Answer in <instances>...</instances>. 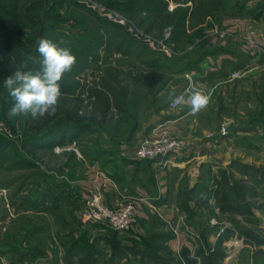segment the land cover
I'll list each match as a JSON object with an SVG mask.
<instances>
[{
    "label": "rangeland",
    "instance_id": "374dc122",
    "mask_svg": "<svg viewBox=\"0 0 264 264\" xmlns=\"http://www.w3.org/2000/svg\"><path fill=\"white\" fill-rule=\"evenodd\" d=\"M128 1L130 0H0L8 11L12 10L9 2H17L23 11L32 3L37 5L35 10L26 12L36 22L20 21L18 36L26 42L37 41L38 27L42 25L46 29L42 33L44 38L57 45H65L71 52L76 50L77 56H81L83 46H87L89 53L84 62L80 65L75 63L72 70L65 73L59 82L64 87L67 86L68 90L72 89L73 96L82 99L78 111L80 115L89 108L84 98L93 83H98L102 78L109 80L113 77L119 84L127 86L124 104L126 110L123 114L120 115L117 109L112 110V118L108 124L95 129L96 131L79 133L72 139L68 135L65 141L55 144L58 146L56 150L51 151L31 149L28 143L31 135L26 125L27 117H10L8 113L14 101L10 96L4 97L0 93V124L5 128L0 130V135L10 142L0 148V247L6 249L7 246L24 244L27 249L41 250L52 257L47 261L41 256L36 259L38 264H74L66 263L63 259V256H68L69 244L75 239L78 240L81 235L89 239L90 234H93L89 242H94V247H91L94 252L91 254H94L97 262H108L110 259L108 264H131V259H117L110 245L118 241L123 244L124 238L130 235L133 236L132 240L138 242V246L148 244L146 249H155L157 258L152 260V257L140 255V261L134 259L135 264H184L180 254L187 247L184 244L186 241L191 246L188 250L195 256L196 264H202L204 258L213 252L221 253V256L212 261L214 264H261L264 251V205L259 198L264 197V148L260 145L255 147L260 141L250 140L251 145L241 143L236 149L227 152L223 150L221 158L219 151L206 150L207 161L200 166H194V171L198 177L201 175L210 182L199 186L197 182L190 183L188 175L184 174L178 183L182 194L176 199L179 205L173 215L163 214L148 198L134 197L133 193H130L132 196L127 195L117 189L123 195L119 206L127 202H133L134 205V221L129 229H111L117 232L116 238L112 239V232L107 230L106 225L82 221L81 208L89 194L95 170L104 166L101 160L95 165L89 159H80V150H92L96 145L95 139L99 142L96 147L102 148V144L109 146L108 149L113 155L106 156L112 157L118 152L122 154L127 147H135L137 151L144 138L162 136L183 142L184 150L180 154H186L190 146L188 140L192 138H188L190 126H194L197 133L210 132V136L216 137V132L225 134L230 126L242 128L258 119L261 121L262 118V122L257 121L258 125L264 123V71L258 70L254 78H251L253 74H246L240 76V79H231L232 86L226 89L214 88L213 82H203L204 89L198 90L210 96V103L184 122L182 132L178 134L155 131L146 135L145 132L153 122H157V117L162 113L177 116L190 111L186 105L170 107V93L173 90L175 95L185 92L187 87L185 79H181L178 73H182L201 55L219 45L233 50L244 45L252 52L246 43L251 38L250 32L264 33V30L253 27L256 25L255 20L247 18L246 25L250 28L247 37L242 39L236 28L229 24L235 18H243L242 14L245 15L244 18L249 16L245 14L250 8L248 0H166L164 12L150 14H144L143 10L127 11L115 5ZM175 6L188 7L187 15L180 26L175 25L171 15L167 14ZM262 17L264 21V15ZM6 19L8 15L0 14V20ZM175 30L179 32L176 31L174 38ZM11 34L9 29L0 28V41ZM1 42L0 52L16 51L19 55L21 64L18 70L27 66H31L32 70H39L40 64L32 58L39 61L42 57H31L21 49L8 48L4 51ZM4 53H0V81L3 82V87L4 80L14 72L10 70L11 63L5 62ZM183 84L186 87L181 90ZM120 119H126V122H119ZM202 139L204 136L200 138ZM224 155L227 160H224ZM10 156L20 161L27 158V162L32 164L29 167H11ZM221 159L225 166H220ZM115 164L120 165V159ZM106 167L111 169L110 164ZM224 176L227 183L223 188L231 201L235 202V182L245 185L244 200L256 208L257 215L243 216L235 211L220 210L217 198L219 193H215V190L218 187L217 181L225 178ZM189 184L194 186L190 191L187 189ZM201 185H205V191L200 188ZM53 190H60L63 193L62 198L70 196L69 199H64L63 205H59L61 215L59 210L55 215H37L34 211L23 213L24 207L29 206V202L36 195L51 197L49 193ZM54 192L57 194V191ZM188 201L201 205L198 214H194ZM146 202L154 205L156 209ZM141 209L143 213L146 209L150 210L154 213V218L141 223L142 219L137 215V211ZM222 227L224 231L218 234ZM34 228L38 231L31 236ZM168 234L171 237L168 238ZM154 235L161 239H153ZM108 237L109 239H104ZM169 242L174 249H170ZM199 250L203 251L202 256L195 255ZM84 251H80L81 254L74 261L79 262ZM9 254L11 253L0 257V264H20L8 263L5 256Z\"/></svg>",
    "mask_w": 264,
    "mask_h": 264
},
{
    "label": "trees",
    "instance_id": "16d2710c",
    "mask_svg": "<svg viewBox=\"0 0 264 264\" xmlns=\"http://www.w3.org/2000/svg\"><path fill=\"white\" fill-rule=\"evenodd\" d=\"M14 1V0H13ZM14 3V4H13ZM9 2L8 4H11L12 10L8 11L5 9V6H3L0 3V14L1 15H8V19L6 20H0V28L1 29H9V32L12 33L11 35L7 36L2 42V46L4 49L13 48L15 49H21L22 51L29 53L31 57L40 56L37 49H38V42L41 38H44L42 36V33L46 31L45 28L42 27V25H39L38 27V38L37 41L32 42H26L25 40L21 39L20 36V21L25 22H36L35 19H33L32 16L26 14L29 13L32 10H35L37 5L35 3H32L31 5L27 6L26 10L23 11L20 9L17 5V2ZM16 3V4H15ZM166 0H130L127 3L124 2V4L117 3L115 4L117 8H121L127 11L132 12H138L142 11L144 14H150V13H161L165 11L166 7ZM36 5V6H35ZM122 6V7H121ZM40 7V6H39ZM20 9V10H19ZM24 9V8H23ZM188 7L186 6H175L171 10L167 12V14L171 15V19L173 20V23L175 25L180 26L181 22L184 21V18L187 15ZM180 11V13L177 14V12ZM241 10L240 12H242ZM251 10L249 8L248 11L245 12V14L251 15ZM243 17L245 16L242 14ZM48 17V14L46 18ZM20 25V26H19ZM12 29V30H11ZM177 30H175L173 37L175 38V33ZM179 32V31H177ZM16 34V35H14ZM59 47H64L63 44H58ZM86 46V45H85ZM36 49L34 50V48ZM87 47V46H86ZM86 47L83 46V50L81 52V56H77L76 50L72 52L76 57V63L80 65L81 62H84L86 55L89 53V50H86ZM5 51V50H4ZM4 53V52H0ZM6 53V54H5ZM5 62L11 63L12 72L18 70V66L21 64L20 57L17 54L16 51H10L7 53L5 51ZM212 53V51H207L203 55L200 56L191 66H187L185 70H193L195 66L198 65V63L205 57L207 54ZM14 56H10V55ZM2 63L4 62L1 60ZM107 68V66H106ZM21 71H36L32 70L31 66H27V68H22ZM4 75L7 76L6 73ZM62 95L59 99L56 112L54 115H46L42 118L38 119H32L30 116H27L26 118V125L28 128V131L30 132V139L29 142L31 149H42V150H49L51 151L52 147L58 142L62 143L65 141V138L68 137V135L72 138L77 137V135L80 133H86L88 131H92L95 129H100L99 127L108 124L112 118V110L117 109L120 111V115L125 112L126 108L124 106L125 98H126V90L127 86L123 84H119V82L116 81L115 78L110 77L109 80H106L102 78L98 83H93L86 91V96L84 98L85 102H87V108L84 110L83 114L80 115L78 112L82 99L78 98L77 96H73L72 89L68 90V87H64L62 84H60ZM0 93L3 94L4 97H9L8 91L6 88L3 87V82L0 81ZM126 122V119H120L119 122ZM256 121V120H255ZM150 129V127L148 128ZM96 131V130H95ZM3 136L0 135V148H2L8 140L3 139ZM127 137H130L127 135ZM128 140L130 138H127ZM12 142V141H11ZM94 142L96 143L95 147L90 149H82L80 150V159H89L94 164H97L99 160L103 161V167H101L102 170H104L107 175L111 178H113L115 181L119 182L123 180L124 171L123 168L126 164L132 163L133 166L137 167L141 162H148L150 160L146 159H130L126 158L123 154L118 152L114 157L112 156H106L108 154L113 155V152L108 149L109 146L102 144V148L96 147L98 142V139H95ZM10 144V142H8ZM74 156V153H72ZM106 156V157H105ZM75 157V156H74ZM11 160V167L18 166V165H26L27 167L30 166V162L27 158H23V160L20 161L14 159L12 156L9 157ZM120 159L121 164L117 165L115 164L116 160ZM110 164L111 169H107L106 165ZM112 164V165H111ZM69 166V165H68ZM226 176V175H225ZM224 176V177H225ZM217 190H215V193H219V196L217 197L220 203V210L223 212H229V211H235L236 213H239L240 215L246 216L248 213V205L244 200V191L246 189L245 185L238 184L239 182H235L233 188H234V194H235V202H232L230 196L225 192L224 184L227 183V179L221 178L217 181ZM57 191V194H55ZM60 190H53L49 193L50 196L43 197L42 194L36 195L35 199H31L29 202V206L24 207L23 213H28L31 211H34L36 213L34 214H53L58 212L61 215V208L59 205H63L64 199L68 198L69 195L66 196V198H62V194L59 192ZM217 196V195H216ZM51 199V201L49 200ZM73 201V200H72ZM66 205V204H65ZM32 213V212H31ZM55 217V216H54ZM108 231H111V228L108 227ZM38 229L34 228L31 231V236H34ZM111 238L113 239L116 236V231H111ZM84 234V233H83ZM85 235V234H84ZM87 235V234H86ZM91 236L93 234H90ZM86 239V236H82L78 240H73L69 244V248L67 249V253L69 254L73 250H79L84 251L82 253L83 257L80 258L81 264H87L90 262L96 263V259L93 258L94 254H91L94 252V250L91 248L93 245V241L89 242L92 238ZM84 237V238H83ZM88 237V236H87ZM153 239H161L158 235L152 236ZM166 237V236H165ZM167 237H171L169 234ZM166 237V238H167ZM116 238V237H115ZM165 238V239H166ZM104 239H109L104 238ZM84 241V242H83ZM121 242L118 241L117 243L110 244L114 250L113 255H116L117 259L124 257L126 254L124 253V249H126L123 244H120ZM143 246V245H142ZM146 246L148 244L144 245L142 250L141 246H138V242L136 240H133L132 245L130 247H127V249L130 252H133L135 254L136 252H140L141 255H147L149 258L152 257V260H157L155 257V249H146ZM94 247V246H93ZM152 247V246H151ZM148 248V247H147ZM92 249V251H91ZM150 251V252H149ZM7 253H11L15 257L13 258L11 254L9 256H5L8 263H20V264H35V260L41 256L44 255V251L41 250H33V249H27L26 245L21 244L17 245L16 247L7 246L6 249L0 247V257H3ZM151 253V254H149ZM81 254V253H78ZM124 255V256H123ZM182 258L184 259V264H196L195 256L193 257V254L190 253L187 247H184L181 251ZM196 256H202L203 251L199 250L197 253H195ZM217 256H221L220 252H213L208 257H203L204 262L202 264H214V259ZM115 257V256H114ZM93 258V259H92ZM129 259V258H127ZM26 260V261H25ZM161 261H164L160 259ZM111 260L109 259L108 262ZM261 264H264V251H263V259L261 261Z\"/></svg>",
    "mask_w": 264,
    "mask_h": 264
},
{
    "label": "crops",
    "instance_id": "0c3cea01",
    "mask_svg": "<svg viewBox=\"0 0 264 264\" xmlns=\"http://www.w3.org/2000/svg\"><path fill=\"white\" fill-rule=\"evenodd\" d=\"M248 3L250 4V10L251 15H249L246 18H235L230 21L229 24L233 26V28H236L239 37L244 39L247 37L248 29L250 26L246 25L247 18L250 20H255L253 27L261 28L264 30V21L262 15H264V0H248ZM261 14V15H260ZM252 17V18H249ZM249 51V52H248ZM258 62H260V56L259 54L255 52H251L247 48H245L244 45L237 49H227L226 47H223L222 45L217 46L216 49L212 50V53L207 54L197 65L196 68L193 70H185L182 73H178L179 77L182 79H185L186 86L191 82L197 89H204L203 82L205 83H211L213 82L214 88H220V89H226L228 87L232 86V80L230 79L229 75L233 70L237 69H246V72L243 75L250 74L252 75L251 78H254L256 76V73L258 70L264 71L263 68H261L258 65ZM187 75V76H186ZM250 77V76H249ZM212 79V80H211ZM240 79L236 78L233 79L237 80ZM231 82V83H230ZM184 83V84H185ZM183 84V85H184ZM185 85L181 87V90L186 87ZM191 117L190 111L181 113L177 116H168L164 113L161 114V116L157 117V122H153L150 129H148L145 133L146 135H151L157 132H177L178 134L183 129L184 122L188 120V118ZM258 122H262L259 119ZM251 122L248 123L247 126L242 128H236L233 126H230L227 128V131L225 134H219L215 133L216 137L210 136V132H205L203 134L197 133L196 128H193L194 126H190L188 129V138L190 146L187 148L186 154H171L169 156H165L164 158H160L157 160H150L147 163L141 162L137 167L133 166L132 163H128L124 166L123 171V180L117 182L113 178L109 177L107 173L102 170L98 169L95 170L94 178L92 179L93 182L99 184L101 186L102 192H103V202L105 205H107L110 208H116L121 204V197L123 196L118 190L111 184L110 181H113L118 188H124L125 194L133 193L134 197H145L150 200L153 204H155L159 210L169 216L173 215L175 213L176 207H178L177 198L180 197V188L178 187L179 181L183 178L184 174L188 175V178L190 179V183H198L200 184H207L210 182L208 178H204L203 176H197V173L194 171V166H200L205 161H207L206 156V150L213 149L216 152H220V158L222 157V152L225 150L226 152L228 150L236 149L239 144L245 143L247 145H251L250 140L252 141H260L261 143L258 144L259 147L262 146V149L264 148V123H261V125H258V122ZM176 128H180L179 130ZM185 130V129H184ZM247 131V132H246ZM191 134L193 136H191ZM204 136V139L200 140L202 136ZM256 145V144H255ZM254 146V144H253ZM212 147V148H211ZM225 153V152H224ZM122 154L126 158L130 159H136L139 160L136 157V149L134 148H125ZM224 160H227L226 155ZM224 160L221 159L222 162H220V166H225ZM96 165V164H95ZM189 173H191L189 175ZM208 179V180H205ZM196 185L197 187H199ZM205 185L200 188L205 191ZM193 185L189 184L187 186V189L190 191L193 189ZM262 186H260L261 188ZM203 191V192H204ZM202 192V193H203ZM201 195V194H200ZM203 195V194H202ZM201 195V196H202ZM132 196V195H131ZM200 196V197H201ZM204 196V195H203ZM202 196V197H203ZM259 200L264 205V197L259 198ZM189 202V201H188ZM197 203V202H196ZM192 205V206H191ZM248 205V213L247 215H257L256 208L254 206ZM189 206L192 207L194 214L200 212L201 205H194L189 202ZM146 208V207H144ZM150 210L146 209V212L143 213L142 209L137 211V215L141 217V223L144 220L147 222V220L151 219V217L154 218V213H150ZM139 227V226H138ZM137 227V230L140 229ZM133 236H126L124 240L122 241L123 246L126 247L124 249V253L126 254L123 258L127 260V258L131 259V264L134 263V259L136 261H140V252H136L134 255L127 249V247H130L132 244ZM135 240V239H134ZM187 242V241H186ZM186 242H184L185 246L189 249L191 246H189ZM170 249H174L171 242H169ZM142 248L143 247H138ZM173 251V250H172ZM174 252V251H173ZM80 253L79 250H73L68 254L70 258H65L63 256V259L66 260V263H78L77 260L74 261V259L77 258V256ZM175 253V252H174ZM132 255V256H131ZM43 257L48 261L52 257L50 254L45 253ZM79 257V256H78ZM94 258V257H93ZM92 258V259H93ZM121 258V259H123ZM37 259H40L37 258ZM68 259V260H67ZM80 261V259H79ZM135 261V262H136ZM35 264H38V260H35ZM87 264H93V262L87 263ZM94 264H108L107 261H100L96 262ZM141 264V263H140Z\"/></svg>",
    "mask_w": 264,
    "mask_h": 264
},
{
    "label": "clouds",
    "instance_id": "9594fccd",
    "mask_svg": "<svg viewBox=\"0 0 264 264\" xmlns=\"http://www.w3.org/2000/svg\"><path fill=\"white\" fill-rule=\"evenodd\" d=\"M42 60L39 70H16L4 80V87L14 101L8 115L10 117H27L32 119L54 115L62 95L60 81L65 73L72 70L76 57L69 48L59 47L52 40L41 38L37 49ZM173 105L188 106L191 115L198 114L210 103V96L196 88L190 87L185 93L169 95Z\"/></svg>",
    "mask_w": 264,
    "mask_h": 264
},
{
    "label": "built area",
    "instance_id": "2783aa9c",
    "mask_svg": "<svg viewBox=\"0 0 264 264\" xmlns=\"http://www.w3.org/2000/svg\"><path fill=\"white\" fill-rule=\"evenodd\" d=\"M251 38L246 40L247 46L260 56V62L258 65L264 69V33L263 32H250ZM246 72V69L233 70L229 77L230 79L238 78ZM187 76V75H186ZM194 85L189 82L186 89L193 87ZM185 93L184 91L178 92L176 95ZM170 107L176 108L178 106L173 105L170 101ZM5 130L0 124V130ZM58 146L54 145L53 150H56ZM184 150V143L180 140L168 139L165 137L159 138H144L137 147L136 157L138 159L157 160L171 154H180ZM111 184L121 191H125L124 188H118L117 185L110 181ZM121 193V192H120ZM1 195V193H0ZM142 200V198H140ZM147 203V202H146ZM151 208L156 209L154 205L147 203ZM81 219L83 222L89 223H102L107 227L125 231L129 229L134 221V205L133 202H127L117 208H110L103 202V192L101 186L95 182H92L88 196L85 198L83 206L81 208ZM224 228H220L218 234H221ZM177 234V231H175Z\"/></svg>",
    "mask_w": 264,
    "mask_h": 264
}]
</instances>
